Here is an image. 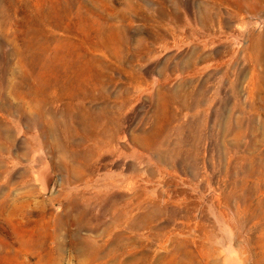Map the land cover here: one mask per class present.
<instances>
[{"label":"rangeland","instance_id":"obj_1","mask_svg":"<svg viewBox=\"0 0 264 264\" xmlns=\"http://www.w3.org/2000/svg\"><path fill=\"white\" fill-rule=\"evenodd\" d=\"M239 261L264 264V0H0V264Z\"/></svg>","mask_w":264,"mask_h":264},{"label":"bare ground","instance_id":"obj_2","mask_svg":"<svg viewBox=\"0 0 264 264\" xmlns=\"http://www.w3.org/2000/svg\"><path fill=\"white\" fill-rule=\"evenodd\" d=\"M48 176V175H47ZM46 178V177H45ZM47 179V178H46ZM48 181V180H47ZM92 181V180H91ZM84 182H86L87 184H88V182H89V179H88V177H86V179L84 180ZM261 231V230H260ZM234 239V238H233ZM232 247V246H231ZM234 251H237V250H234ZM233 252V251H232ZM239 253V252H238ZM239 256V255H238ZM237 257V255H235V258ZM234 258V259H235ZM238 259V258H237ZM237 259H235V260H237ZM237 262V261H236ZM240 262V264H242L243 263V261H239ZM242 262V263H241ZM234 263V262H233ZM238 263V262H237Z\"/></svg>","mask_w":264,"mask_h":264}]
</instances>
